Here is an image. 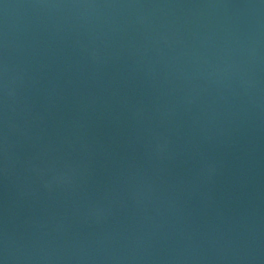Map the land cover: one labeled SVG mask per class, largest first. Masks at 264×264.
<instances>
[{
	"label": "water",
	"instance_id": "1",
	"mask_svg": "<svg viewBox=\"0 0 264 264\" xmlns=\"http://www.w3.org/2000/svg\"><path fill=\"white\" fill-rule=\"evenodd\" d=\"M0 264H264V0H0Z\"/></svg>",
	"mask_w": 264,
	"mask_h": 264
}]
</instances>
